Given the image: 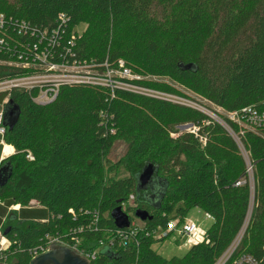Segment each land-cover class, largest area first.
I'll return each mask as SVG.
<instances>
[{"label": "trees", "instance_id": "trees-1", "mask_svg": "<svg viewBox=\"0 0 264 264\" xmlns=\"http://www.w3.org/2000/svg\"><path fill=\"white\" fill-rule=\"evenodd\" d=\"M0 39V81L41 73L43 54L100 72L122 62L138 77L126 83L183 95L151 78L167 79L237 114L216 115L223 125L191 106L83 84L61 85L45 105L35 101L38 88L11 90L19 114L12 126L2 123V139L16 154L0 164L12 168L0 187V222L19 226L2 229L7 264H29L41 241L66 234L97 251L90 264H214L244 227L234 256L264 264V123L251 125L241 112L264 115V0H0ZM117 140L128 149L114 166L108 155ZM147 165L163 189L157 208L150 187L137 190ZM119 167L127 175L111 176ZM117 208L129 224L136 210L149 213L137 244L107 245L126 229L116 226ZM194 209L211 219L204 241L182 256L158 254L152 233Z\"/></svg>", "mask_w": 264, "mask_h": 264}, {"label": "built area", "instance_id": "built-area-1", "mask_svg": "<svg viewBox=\"0 0 264 264\" xmlns=\"http://www.w3.org/2000/svg\"><path fill=\"white\" fill-rule=\"evenodd\" d=\"M61 19L63 20L62 16ZM3 45H4L3 40L0 39V47H3ZM7 48L10 50L9 47ZM33 49H36V46H33ZM39 60L41 63V67L43 69L41 73L24 75V76L9 78L0 81V94L2 93L7 94L6 100L2 104L1 108H3V105L7 103L8 101L7 99L9 96L8 93L13 89L30 90L33 88H38L39 93L35 98V101L41 105H45L54 101L57 95V91L61 85H73V84L106 87L109 88L110 90L121 89L124 91L133 92L144 96L168 101L173 104H180V105L193 107L192 105H189L188 103L180 100L177 96L158 92V91H153L145 88H139L124 82L123 81L124 79L131 80V74L127 69L124 68L122 62H119L120 69L118 71L120 73V76L117 78L115 77L114 70L106 69L105 71L102 72L99 71L100 73L99 72L80 73L81 71H86L85 69H92V67L86 64L66 65V64L50 63L49 61H47V54H43L42 56H40ZM19 66L28 67V64L22 63L19 64ZM60 68H62L61 71H59ZM73 70H79V72L74 73ZM52 74H58V75L55 78H51ZM241 112L245 114L247 118V122L251 125L260 126L264 123V115L259 114L254 108L251 107L245 108ZM229 114H230V118L229 117L228 118L230 120H234L237 116L236 113H229ZM214 119L219 121V123L223 124V122L220 119L218 118H214ZM0 127H3L2 123H0ZM247 173L249 176L251 175L250 166L247 167ZM242 183L243 182L241 183L238 182L236 185H240ZM11 209L14 210V206L11 207ZM18 209L19 207L16 208V210ZM96 222L97 219L95 218V220L92 222V225L95 226ZM244 228L241 230V232L233 241V243L217 259V261L214 264H259L255 258L247 254L234 256V252L236 251L238 244L241 240L242 234L244 232L243 231ZM140 231H142L141 225L133 221L129 224V226L126 229L117 230L115 232V238L107 242V245L109 247L114 246V239H117L120 245H123L126 242H130V241L137 244L136 242L137 235L139 234ZM156 233H159L158 239L156 240H164L173 237L175 241H177L176 240L177 237L185 238L186 240L185 244L189 248L192 245H196L203 242L205 239L206 231L201 229L199 224L195 223L192 219L185 218L183 221H179L178 219L169 220L164 228L158 229L152 233L153 238L156 235ZM69 235L70 234H66L64 235V237H60V236L46 237L43 241H41L35 248H33L30 251L31 257L33 258L41 253H44L49 249L51 244L55 242H59L69 246L70 248H73V250L81 254L88 261L89 264L90 262L96 259L97 251H89V250L81 249L80 248L81 241L72 236L68 237ZM67 237L70 238L69 244H67L64 241L65 239H67ZM8 244H9L8 240L2 234L0 239V264H7L6 263L7 257L3 253V248Z\"/></svg>", "mask_w": 264, "mask_h": 264}, {"label": "water", "instance_id": "water-1", "mask_svg": "<svg viewBox=\"0 0 264 264\" xmlns=\"http://www.w3.org/2000/svg\"><path fill=\"white\" fill-rule=\"evenodd\" d=\"M18 108L13 105L11 100H8L4 109L3 115L4 125L9 127L16 121L18 117ZM190 124L179 126V129L186 130L190 128ZM12 174V168L10 163H4L0 166V187L4 186L9 180ZM155 170L151 165H147L142 169V172L136 176L137 180V190L145 189L150 187L154 193L151 197L150 206L157 208L163 194V189L156 185L154 182ZM113 219L115 220L116 226L119 229L127 228L129 226L128 216L120 211L119 208L113 211ZM134 217L141 222L149 220L151 217L146 210H136L134 212ZM245 229V228H244ZM9 228L5 230L3 235H6ZM244 231V230H243ZM29 264H89L88 261L79 253H77L73 248L69 246L55 242L50 245L49 249L44 253H41L33 257Z\"/></svg>", "mask_w": 264, "mask_h": 264}, {"label": "rangeland", "instance_id": "rangeland-1", "mask_svg": "<svg viewBox=\"0 0 264 264\" xmlns=\"http://www.w3.org/2000/svg\"><path fill=\"white\" fill-rule=\"evenodd\" d=\"M85 28V25H80L79 26V32L83 31ZM46 70V69H45ZM62 68L59 69V71H61ZM86 71H81L80 73H97L99 71L94 70V69H85ZM74 73H78L79 70H73ZM100 73V72H99ZM61 74V73H60ZM115 77H119L120 73L118 70H116L114 72ZM58 74H52L51 78H55ZM137 76L131 75V79H137ZM150 79V78H147ZM152 80H158L160 82H164L168 85H171L173 87H175L176 89H178L181 94L183 95H178L177 97L188 103L189 105H192L194 108H197L199 110H202V112L210 115L213 118H230V114L224 112L223 110H221L220 108H217L213 105H211L209 102H207L205 99H203L201 96L192 93L188 90L183 89L182 87L175 85L174 83H172L170 80L167 79H157V78H151ZM8 100V99H7ZM219 117H217V116ZM224 125V124H223ZM190 129V128H187ZM186 129V130H187ZM179 131H185V130H181L179 129ZM128 149V145L126 143H124L123 141L117 140L115 141L109 155H108V162L111 165L116 166L118 164V162L124 158L126 152ZM126 172L124 171V169L122 167L116 168L115 172L111 174V176H115L116 178H120V177H124L126 176ZM129 205H133V199L130 198L128 201ZM33 207H37V205L35 203L31 204ZM12 210V209H10ZM191 213L194 215H191ZM190 213L191 217H193V221L197 224H199V226L202 229H207L210 224H211V219L208 218L202 211L200 210H192V212ZM12 216V215H11ZM6 216H4L1 220L2 228L4 229L5 227H11V226H19L18 222H10L7 218H5ZM135 223L140 224V221L135 220ZM3 234V231L1 230V234H0V239H1V235ZM159 233H156V235L154 236L155 239H158ZM177 241H175V239L173 237L168 238V239H164V240H157L155 241V243L153 244V249L160 255H162L163 257L166 258H170L173 256H182L185 251H186V247L185 245V238H176Z\"/></svg>", "mask_w": 264, "mask_h": 264}, {"label": "clouds", "instance_id": "clouds-1", "mask_svg": "<svg viewBox=\"0 0 264 264\" xmlns=\"http://www.w3.org/2000/svg\"><path fill=\"white\" fill-rule=\"evenodd\" d=\"M3 120L4 115L0 112V123H3ZM6 131V127H0V137H2ZM0 144L3 145V150L0 151V163H2L6 158L16 154V148L14 145L4 143L2 139H0Z\"/></svg>", "mask_w": 264, "mask_h": 264}, {"label": "crops", "instance_id": "crops-1", "mask_svg": "<svg viewBox=\"0 0 264 264\" xmlns=\"http://www.w3.org/2000/svg\"><path fill=\"white\" fill-rule=\"evenodd\" d=\"M2 94H3V93H2ZM0 95H1V94H0ZM5 100H6V98H5L4 100H2V102L0 103V107L2 106V104L4 103ZM0 109H1V108H0ZM0 139H2V137H0ZM2 140H3V139H2ZM4 143H5V142H4ZM2 150H3V145L0 144V151H2ZM0 164H1V163H0ZM12 207H13V206H12ZM17 207H19V206H18V205H17V206H14V211H17V210H16ZM10 209H11V207L9 208V210H10ZM194 210H195V209H194ZM191 212H192V211L189 212L187 218H190V219L193 218V217H191V215H194V213L192 214ZM190 213H191V215H190ZM1 220H2V219H1ZM192 220H193V219H192ZM2 225H3V224L0 222V232H1V230L3 229V228H2ZM200 228H201V227H200ZM201 229H202V228H201ZM203 230H205V229H203ZM205 231H206V230H205ZM160 241H161V240H160ZM185 241H186V240H185ZM184 246L186 247V251H187L188 247L186 246V244H185ZM186 251H185V252H186Z\"/></svg>", "mask_w": 264, "mask_h": 264}]
</instances>
